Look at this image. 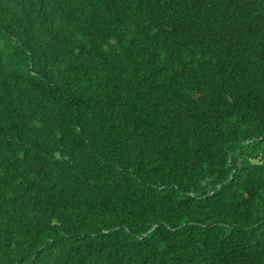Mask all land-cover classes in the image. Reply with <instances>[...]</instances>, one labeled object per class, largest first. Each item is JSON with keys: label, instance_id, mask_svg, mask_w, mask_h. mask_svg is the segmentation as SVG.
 Returning a JSON list of instances; mask_svg holds the SVG:
<instances>
[{"label": "trees", "instance_id": "16d2710c", "mask_svg": "<svg viewBox=\"0 0 264 264\" xmlns=\"http://www.w3.org/2000/svg\"><path fill=\"white\" fill-rule=\"evenodd\" d=\"M0 264H264V0H0Z\"/></svg>", "mask_w": 264, "mask_h": 264}]
</instances>
